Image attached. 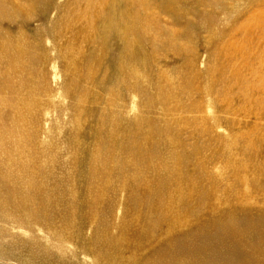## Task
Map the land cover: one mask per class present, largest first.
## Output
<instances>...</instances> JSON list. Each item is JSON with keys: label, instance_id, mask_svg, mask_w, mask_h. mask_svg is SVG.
<instances>
[{"label": "rangeland", "instance_id": "1", "mask_svg": "<svg viewBox=\"0 0 264 264\" xmlns=\"http://www.w3.org/2000/svg\"><path fill=\"white\" fill-rule=\"evenodd\" d=\"M192 242L264 264V0H0V264Z\"/></svg>", "mask_w": 264, "mask_h": 264}, {"label": "bare ground", "instance_id": "2", "mask_svg": "<svg viewBox=\"0 0 264 264\" xmlns=\"http://www.w3.org/2000/svg\"><path fill=\"white\" fill-rule=\"evenodd\" d=\"M183 236V235H182ZM181 236V237H182ZM183 238V237H182ZM192 247L190 249V251L186 252V253H189L190 256H192V260L190 261V264H198V254H197V244L195 242H192ZM184 250V249H183ZM189 250V249H188ZM170 251V250H169ZM169 251H166L164 254H163V261L165 262V264H180L179 261L177 260V255L179 254V251L178 250V254H175L173 252H169ZM187 251V250H186ZM174 252H177L176 250ZM185 255V254H183ZM170 257V258H169ZM181 257V256H180ZM169 258V259H168ZM185 263V262H184Z\"/></svg>", "mask_w": 264, "mask_h": 264}]
</instances>
